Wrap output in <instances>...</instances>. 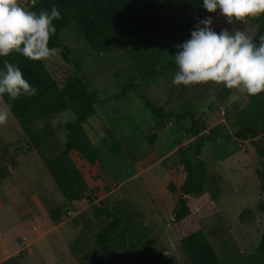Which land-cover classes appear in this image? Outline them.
<instances>
[{"label": "rangeland", "instance_id": "obj_1", "mask_svg": "<svg viewBox=\"0 0 264 264\" xmlns=\"http://www.w3.org/2000/svg\"><path fill=\"white\" fill-rule=\"evenodd\" d=\"M18 2L25 8L33 4ZM157 10L165 20L162 27L135 36L125 48L100 53L90 48L76 24H70L61 30L56 55L44 60L60 87L80 77L96 96L95 113L81 130L116 177L114 189L96 179L93 167L72 151L85 176L88 199L67 202L15 117L11 114L0 125V264H137L128 256L111 258L105 252L98 258L85 257L94 248V235L108 222L94 213V204L140 212L162 264L183 263L170 228L185 177L181 159L192 156L197 137L208 133L212 139L203 143L199 155L203 188L187 195L186 202L224 264L259 261L264 190L257 148L264 132L247 139L234 136L238 113L246 105L245 92L212 81L172 83L178 70L174 45L188 38L196 20L191 12L172 19L163 0L157 1ZM214 18L217 30L228 27L218 10ZM229 27L247 33L249 23L233 20ZM144 99L170 115L156 118ZM0 104H5L1 97ZM187 110L197 120L193 129L189 116L176 117ZM75 117L70 107L48 117L54 134L46 153L62 149L65 124ZM42 125L38 121L34 127ZM112 138L120 146L116 154L110 153Z\"/></svg>", "mask_w": 264, "mask_h": 264}, {"label": "trees", "instance_id": "obj_2", "mask_svg": "<svg viewBox=\"0 0 264 264\" xmlns=\"http://www.w3.org/2000/svg\"><path fill=\"white\" fill-rule=\"evenodd\" d=\"M158 0H37L27 9L39 11L49 9L55 4L61 18L54 20L56 32L49 39V47L61 46L60 33L70 24H76L89 44L96 52L125 48L132 39L141 34L158 30L165 23L164 17L157 10ZM170 10L172 19L180 18L185 12H191L194 18L204 17L208 13L202 7V0H163ZM249 23L247 34L256 42L264 35V14L246 18ZM66 51L67 48L64 47ZM63 57L66 55L63 52ZM4 60L17 64L29 82L38 90L34 96H23L12 101V115L17 120L28 141L37 151L46 169L50 173L59 192L67 202L88 199V186L85 176L70 153L83 157L93 167V176L105 186L114 189L116 177L104 165L99 149L86 138L81 125L95 113L96 96L83 84L80 77L69 79L60 87L44 61L30 60L13 52L10 56L0 57V67ZM7 104L8 96L1 97ZM246 105L239 111L236 120L237 129L234 136L247 139L264 132V90L255 95L245 93ZM143 105L156 118L169 116L163 108L155 107L146 99ZM70 107L75 112V120L65 124L66 141L57 153H46V143L54 134L48 123V117ZM189 116L191 129L197 120L190 111L176 114L178 119ZM42 121L40 128L34 127ZM210 133L197 137L194 153L190 157L183 156L181 163L185 169V177L178 187L179 198L170 228L176 236L184 261L181 264H224L206 233L193 216L186 196L200 193L203 188V161L199 159L203 143L211 140ZM110 153L120 150L119 143L112 138ZM262 168L258 171L261 187L264 190V142L257 148ZM174 192L172 184L168 186ZM127 208V209H126ZM94 213L108 218L106 225L94 235V248L87 253V259L101 257L105 252L111 258L130 257L137 264H162L161 256L153 251L147 228L140 222L141 213L128 207L111 210L106 206L92 205ZM259 261L252 264H264V228L257 246Z\"/></svg>", "mask_w": 264, "mask_h": 264}, {"label": "clouds", "instance_id": "obj_3", "mask_svg": "<svg viewBox=\"0 0 264 264\" xmlns=\"http://www.w3.org/2000/svg\"><path fill=\"white\" fill-rule=\"evenodd\" d=\"M35 5L36 0H32ZM208 13L224 17L228 27L217 30L214 17L196 18L188 38L174 45L172 55L177 71L172 83L191 85L209 81L237 88L248 95L264 90V35L256 42L246 32L229 27L233 20L243 21L264 14V0H202ZM61 13L53 4L39 11L27 9L18 0H0V57L18 53L30 60L44 61L56 55L49 39L56 32L54 20ZM38 92L22 69L9 60L0 67V97L7 94L8 103L0 104V125L12 114V101Z\"/></svg>", "mask_w": 264, "mask_h": 264}]
</instances>
